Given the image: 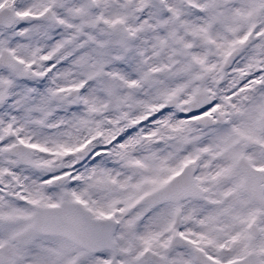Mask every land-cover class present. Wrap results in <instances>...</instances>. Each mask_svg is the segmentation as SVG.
Returning a JSON list of instances; mask_svg holds the SVG:
<instances>
[{"label": "snow or ice", "instance_id": "1", "mask_svg": "<svg viewBox=\"0 0 264 264\" xmlns=\"http://www.w3.org/2000/svg\"><path fill=\"white\" fill-rule=\"evenodd\" d=\"M0 264H264V0H0Z\"/></svg>", "mask_w": 264, "mask_h": 264}]
</instances>
